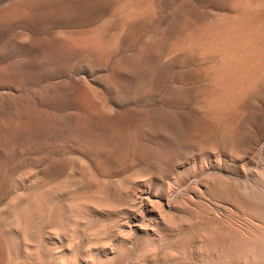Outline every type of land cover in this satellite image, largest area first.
I'll use <instances>...</instances> for the list:
<instances>
[{
	"label": "rangeland",
	"instance_id": "obj_1",
	"mask_svg": "<svg viewBox=\"0 0 264 264\" xmlns=\"http://www.w3.org/2000/svg\"><path fill=\"white\" fill-rule=\"evenodd\" d=\"M10 1L0 0V8ZM102 1L105 15H111L112 20L107 26L110 30L105 28L101 37L102 45L114 40L118 47L105 46L96 65L76 60L67 71L47 68L28 72L0 54V102H4L0 112L5 113H0L1 120L21 128L38 123L35 120L52 127L47 139L24 140L11 155L0 139V165L7 175L25 178L23 191L34 184L36 189H45L46 184L53 189L40 211L49 212L50 226L44 223L47 228L42 226L44 229L36 232L41 235L34 234L28 246H18L17 254L23 260H33H24L25 264H34L35 258L43 264H264V97L260 95L264 94V63L259 77L263 88L256 83L260 90L255 89V102L250 97L244 101L246 118L242 116L241 123L228 134L232 138L220 127L195 129L198 119L204 117L197 108L205 98L193 99L192 91L199 93V85L204 84V89L208 83L204 76L193 78V69L203 67L199 64L202 60L192 59L195 53L182 65L165 71L160 67L165 57L171 56L167 47L175 36L201 28L202 21L231 14L230 0H150V11L124 34L117 30L121 6L127 3L121 8L125 12L129 3L147 0ZM213 11L222 14L213 15ZM94 21L97 18L60 20L51 30L68 34ZM132 64L143 67L133 79ZM180 88L187 96L179 95ZM64 90L78 99L60 102L54 94ZM94 94L104 102L97 101ZM102 105L116 111L115 118L111 123L93 125L86 114L99 110L96 114L106 122ZM76 120L80 126L72 129ZM42 156L49 162L40 161ZM43 164L58 168V173L45 172ZM25 247L33 253L32 258L27 257Z\"/></svg>",
	"mask_w": 264,
	"mask_h": 264
},
{
	"label": "bare ground",
	"instance_id": "obj_2",
	"mask_svg": "<svg viewBox=\"0 0 264 264\" xmlns=\"http://www.w3.org/2000/svg\"><path fill=\"white\" fill-rule=\"evenodd\" d=\"M115 1H113V2H115ZM129 1H133V0H129ZM151 1L153 2V0H151ZM151 1L147 0L143 4L141 2V3H134L133 5L131 4L132 3L131 2V3H129L130 6H128L126 8L125 12H123V10L121 8H125L124 6L127 5V3H124L126 5H124V6L122 5L123 7L121 6L120 11H119V17L116 16L119 20L117 30L121 31L122 34H124L126 32L130 33L134 29L135 22H137L138 18H140V16L144 12L150 11ZM136 2H138V0ZM106 3H108V2H106ZM118 3H119V1H118ZM229 3H230L231 10H232L231 14H227V15L224 14L223 17H219V18H214L216 16L215 15L213 17L214 19L210 18V16H209L208 18H210L212 20L209 21L208 23H207L208 20L207 21L205 20L207 25L203 26V23L204 24H206V23L204 21H202L203 23H202L201 28L195 29L197 27L196 26L194 29L191 28L193 31L190 30L191 32L190 31L186 32V34L177 35V36H175V34H174V36H175L174 40L172 41V43L170 40L169 43H171V44L168 45L169 47H167L171 53V56L168 59H167L168 56H166L165 57L166 60L164 59L165 62L161 63V66H160L162 71H165L166 69L169 70V67H172L176 64L177 65L181 64L183 62V60H185L186 57L192 58L194 55L193 53H195V55H196V57L194 56L192 58L193 60H195V59L202 60V61H199L200 62L199 64L203 63V67L193 69V78H197L200 76L206 77V80L208 82L207 84L209 87H207L206 82H203L206 84V87H207V88L205 87L206 89L205 88L203 89V85H204L203 84V85H199V86H202V88L200 87L201 91H199V93H198V91H195V90L192 91L193 92V99L197 98L198 96L205 98L203 100L204 102H203V105L201 106V108H199V109L197 108L198 112H201L204 114V117H201L200 119H198V123L196 124L195 129L206 130V129H209L210 127H218V128L220 127L221 128L220 131L223 130L224 131L223 133H225L226 137L228 134H232L234 132L235 128L237 127V124L238 123L240 124L241 119L243 117H245V113L243 110V107H244L243 103L246 100V98L250 97L251 102H255L253 95L255 93V89H256V91L260 90L257 88L258 87L257 85H259L261 82V81L259 82V80H261V79H259V77H261L264 74L263 73L264 71L262 72V70H263L262 64L264 63V0H230ZM116 5H117V3H116ZM105 7H106V5H104V2L102 0L101 1L100 0H18V1L11 2V3H7V4L5 3V5L0 8V54L11 58V60H13V63H15L18 66V68H20L22 71L26 70L28 72H35L38 70L41 71L43 69L46 70L47 68L48 69L56 68L58 70H64V71L66 70L67 71V69L69 68V65L73 61H76V60H82L83 63L85 62L84 64L94 66V65H96L97 59H99L100 53L105 50L104 47L107 46L109 48V46L113 47L115 45L114 40L111 41L110 45L109 44H107V45L105 44L104 46L102 45L101 37L103 36L105 30L108 28L107 26H109L110 22L112 21L111 15H107V16L105 15V13H104L105 12L104 10L106 9ZM114 8L112 7V9H114ZM116 8H118V7H116ZM116 10L118 11V9H116ZM153 11H155V9ZM115 12H112V13L115 14ZM196 12H197V10H196ZM211 12H212V10H211ZM154 13H153V15H154ZM179 13H181V12H179ZM215 13H220V12H214L213 15ZM117 14L118 13L116 12V15ZM220 14H222V13H220ZM191 15H190V17H191ZM95 18H97V21H94L91 25H88L85 29H82V30H79L76 32H71L68 34H65L63 32L64 34H62L60 32H56V31L51 30V26L54 25V23L59 22L60 20H75V19H81V20L88 19L89 20V19H95ZM184 18H185V16H184ZM186 18H188V16ZM147 19H149V18H147ZM181 19H182V17H181ZM143 22H145V21H143ZM179 22H181V21H178V23ZM192 22H193V20H192ZM192 22H190V23H192ZM184 25H185V23H184ZM180 27H181V25H180ZM198 27H200V26H198ZM107 30H110V29H107ZM114 31L115 30H113L112 33H114ZM44 33H49V34H47L48 36H44L43 35ZM115 33H117V32H115ZM106 34H107V32H106ZM108 36H109V34L107 35V37ZM111 36H114V34L110 35V37ZM112 38H110V39H112ZM116 41H118V40H116ZM108 42H109V39H108ZM116 47H118V46H116ZM108 48H107V50H108ZM166 52H168V51H166ZM104 55H106V53ZM107 57H106V59H107ZM100 59H101V57H100ZM192 59H189V60H192ZM130 61L132 63H135L134 59H130ZM130 66H131V64H130ZM149 66H150L149 68H151L152 73H153L154 72L153 65H149ZM196 66H197V64H196ZM185 67H184V69H185ZM141 68H143V67H141L139 64L138 65L136 64V66L133 65V69L130 68L131 69L130 71L132 74V79L137 74L140 73ZM184 71H186V70H184ZM128 73H129V70H128ZM160 73H163V72H160ZM178 73H179V71H178ZM153 74L155 75V73H153ZM141 77H143V76H141ZM149 80H150V77H149ZM158 80L160 81V76L158 77ZM196 81L198 83V80H196ZM258 82H259V84H256ZM262 82H264V79ZM261 87H262V85H261ZM194 89H195V87H194ZM185 92H186V90H182L181 88L178 89V93L182 98L187 96V94ZM54 95H55V98L57 100H60V102H63V101L75 102V100L78 99L77 96L75 97V95H73L69 90H64L63 92H60V91L55 92ZM76 95H78V94H76ZM257 95H259V94H257ZM260 95L264 97V94L262 95V93H260ZM96 96L97 95H95V98H96ZM188 96H189V94H188ZM209 96L212 99H210ZM9 97H10V95H9ZM82 97L84 98L83 95H82ZM134 97L136 98V95ZM177 98L178 97L176 96V99ZM97 99L98 98H96V100ZM131 99H132V96H131ZM83 100H85V99H83ZM248 100H249V98H248ZM79 101L81 102V100H79ZM97 101H100V99ZM121 101H123V98ZM131 101L133 102V99ZM100 102H104V101H100ZM201 102H202V100H201ZM256 102H259V101H256ZM2 103H4V102H2ZM77 104L78 103L76 102V105ZM14 106L15 105H13V107H12L10 105V107H12V108H14ZM104 106H106V104H104ZM104 106L102 105L103 111L107 115L106 122H103L101 119H99L98 115L96 114L97 111H99V110H96V113L93 112V110H92L86 114L88 121L93 123V125H96V124H99V125L102 124L103 125V123H111V121L115 118L116 111H114L109 106H107L105 108H104ZM3 108H1V109H3ZM2 111L0 113H2ZM10 111H11V109H10ZM10 111L8 112L9 114L11 113ZM18 111H19V109H18ZM100 111H101V109H100ZM13 113L16 114L17 111L15 112V110H14ZM105 113H103V114H105ZM2 114H5V113H2ZM26 116H24V117H26ZM1 118H2V116L0 117V139H2L3 148L5 149L6 152L7 151L13 152V150L15 148H18V146H20L21 142L24 140H25V142H26V140H30L32 142V141H34V140L36 141L38 139H47L52 134V131H51L52 127L50 128L47 125V123H40L39 120L38 121L35 120L38 123H35V121H34L35 124H32V125H31V123H29V125H28V123L26 122L27 125L24 126V128H21L15 124L14 125L13 124H7V123L3 122L1 120ZM3 118H4V115H3ZM9 118L10 117H8V119ZM27 118H28V116H27ZM179 120H178V123H179ZM16 121H17V119H16ZM65 122L68 124L71 123V121L67 120V119H65ZM178 123L176 122L177 125H178ZM246 123H244V124L246 125ZM125 124H127V123H125ZM79 126H80V124L76 120L72 129H77V128H79ZM53 130H54V128H53ZM189 132H190V130H189ZM192 132H193V130H192ZM195 132H196V130L194 131V134H195ZM203 132H206V131H203ZM181 133H182V131H181ZM200 135H202V134H200ZM228 136H230V135H228ZM203 137H204V134H203ZM194 138H196V137H194ZM207 138H209V137H207ZM229 138H232V136H230ZM204 140H205V138H204ZM193 141L195 142L194 139H193ZM205 141H207V140H205ZM196 142H198V141H196ZM22 150H24V149H22ZM117 151H119V150H117ZM10 152L8 153L9 155L12 154V152L11 153ZM40 156H41V154L39 155V157ZM39 157L36 158L38 161H39ZM22 159H25V158H22ZM43 160H45L44 156H42L40 158V161H43ZM47 161H45V162H47ZM40 165H42V164H40ZM44 165L45 164H43V166ZM48 165L44 166V168L46 169L45 172L52 174V172H55V170H57V173H58V168L57 169L55 168V170H53V169H51V166H48ZM70 168L71 167H69V169ZM6 170H7L6 168L4 170L3 167L0 165V264H25L26 263V262L24 263L25 259L24 260L21 259V255L17 254L19 251L16 252V249L21 244L23 246H28L29 245L28 241L31 239L32 236H34V234H35V236H37V234L40 232L39 230H41L43 227L47 228V226H43V224L44 223L46 224V222H48L51 219V217H50L51 215L49 216V214H48L49 212L48 213L46 212L47 214L45 213L46 216L43 213L41 214V212H42L41 209L44 205V202H46V200H49V198H50L49 194H51V191L53 189L51 190V187L48 186L47 184H46V186H48L50 188L47 189L46 186H44L45 184L44 185L42 184L45 188V189H42V187L40 185L43 182H40L39 186L41 188L36 189L35 184H34V185H32V187H31V185L28 186V188L25 187V190L23 191V184H24L23 182L25 181L24 180L25 178H21V176L19 175L20 179H16V178H18V176L15 178L14 176H12V174L7 175L5 173ZM21 170L22 169H20L19 171H21ZM71 170L72 169H70V171ZM14 171H15V169L11 173H14ZM19 171L17 173H19ZM7 172H9V171H7ZM22 172H24V171L22 170ZM43 172H44V170H43ZM27 173L28 172H26V174ZM60 173H61V171L59 172V175H60ZM60 177H59V179H60ZM51 178L52 177H50L49 179H51ZM53 178H54V176H53ZM32 179H33V182L35 183L36 182V181H34L35 177ZM37 181L39 182V180H37ZM45 181H47V180H45ZM48 182H50V181H48ZM25 184H26V186L28 185L27 183H25ZM36 185L38 186V183ZM49 185H50V183H49ZM34 187H35V189H34ZM52 188H53V186H52ZM47 208L49 210V207H47ZM47 208H45V209L43 208L44 211L45 210L47 211ZM47 216L50 217L49 220H48L49 217L47 218ZM48 224L50 226V222H48ZM58 229H61V228H58ZM61 230H63V229H61ZM37 231H39V232L36 234ZM59 231L60 230H58V232ZM41 232H43V231H41ZM39 235H41V234L39 233ZM34 238H32V240ZM43 240H45V239H43ZM31 241H29V242L31 243ZM36 241H38V239ZM38 244H39V242H38ZM31 247L32 246H30V248ZM25 250H26V247H25ZM26 251H24V252L26 253L27 257L31 256V258H32L33 253L30 251L29 252L28 251L26 252ZM34 251H36V250H34ZM21 252H23V251H21ZM35 254H36V252H35ZM35 257H33V259ZM28 259H26V260L29 261L30 259L29 260ZM35 259H34V264L37 262L39 264H43L41 262V260L35 262L36 261ZM32 261L33 260H30V262H32ZM47 263H49V262H47Z\"/></svg>",
	"mask_w": 264,
	"mask_h": 264
}]
</instances>
